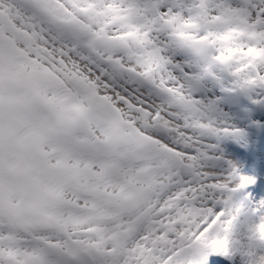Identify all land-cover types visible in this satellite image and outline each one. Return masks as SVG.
I'll list each match as a JSON object with an SVG mask.
<instances>
[{
	"label": "snow or ice",
	"instance_id": "1",
	"mask_svg": "<svg viewBox=\"0 0 264 264\" xmlns=\"http://www.w3.org/2000/svg\"><path fill=\"white\" fill-rule=\"evenodd\" d=\"M264 0H0V264H264Z\"/></svg>",
	"mask_w": 264,
	"mask_h": 264
},
{
	"label": "bare ground",
	"instance_id": "2",
	"mask_svg": "<svg viewBox=\"0 0 264 264\" xmlns=\"http://www.w3.org/2000/svg\"><path fill=\"white\" fill-rule=\"evenodd\" d=\"M229 263V262H228Z\"/></svg>",
	"mask_w": 264,
	"mask_h": 264
}]
</instances>
